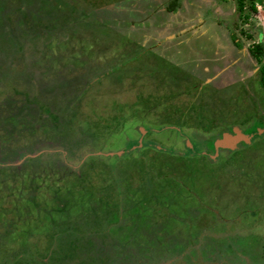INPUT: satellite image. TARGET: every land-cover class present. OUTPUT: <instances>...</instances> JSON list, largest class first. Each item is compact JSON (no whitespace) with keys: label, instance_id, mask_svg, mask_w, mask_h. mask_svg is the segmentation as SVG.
Listing matches in <instances>:
<instances>
[{"label":"rangeland","instance_id":"rangeland-1","mask_svg":"<svg viewBox=\"0 0 264 264\" xmlns=\"http://www.w3.org/2000/svg\"><path fill=\"white\" fill-rule=\"evenodd\" d=\"M241 4L0 0V264H264V0Z\"/></svg>","mask_w":264,"mask_h":264},{"label":"trees","instance_id":"trees-1","mask_svg":"<svg viewBox=\"0 0 264 264\" xmlns=\"http://www.w3.org/2000/svg\"><path fill=\"white\" fill-rule=\"evenodd\" d=\"M241 1L242 0H238V8L242 7ZM250 8L254 9L253 4H250ZM252 54L256 60L260 59L258 51L252 50ZM258 81H259V84L261 85V88L264 92V62L259 66V69H258ZM27 202H31V198H30V200H27Z\"/></svg>","mask_w":264,"mask_h":264},{"label":"flooded vegetation","instance_id":"flooded-vegetation-1","mask_svg":"<svg viewBox=\"0 0 264 264\" xmlns=\"http://www.w3.org/2000/svg\"><path fill=\"white\" fill-rule=\"evenodd\" d=\"M252 50L253 49H251V52H252ZM253 55V54H252ZM255 58V57H254ZM260 58V57H259ZM259 69V68H258ZM259 82V81H258ZM261 86V85H260ZM263 119H264V117H263ZM224 127H225V125L220 129V132L218 133L219 135H218V138L220 139L221 137H223V135H224V133L225 132H227V133H229L230 134V136H232L233 135V137L234 136H236V132H235V130H234V126H232V124L229 126L231 129H233L234 130V132L233 133H230L229 131H228V129H224ZM239 131V133H241V129L240 130H238ZM215 133V132H214ZM217 134V133H216ZM232 134V135H231ZM214 138V137H213ZM241 142V140H238L235 144H233V145H231V146H226V147H219L218 146V149H221V150H223L224 152H227V151H230V150H235V149H237V147H238V144Z\"/></svg>","mask_w":264,"mask_h":264},{"label":"water","instance_id":"water-1","mask_svg":"<svg viewBox=\"0 0 264 264\" xmlns=\"http://www.w3.org/2000/svg\"><path fill=\"white\" fill-rule=\"evenodd\" d=\"M235 132H236V136L233 137L231 141L235 142L236 140L238 141V140H241L242 138H244V135H242L241 133H239V131H235ZM230 138L231 137H228L227 135H223V137L218 140L217 144L222 145L223 144V142H222L223 139L226 140V139H230ZM220 140H221V142H220Z\"/></svg>","mask_w":264,"mask_h":264},{"label":"crops","instance_id":"crops-1","mask_svg":"<svg viewBox=\"0 0 264 264\" xmlns=\"http://www.w3.org/2000/svg\"><path fill=\"white\" fill-rule=\"evenodd\" d=\"M227 135H228V137H231V138L230 139H226V140L223 139L222 140V142H223L222 145L217 144L219 147H221V146L222 147L230 146V145H233V144H235L237 142V140L235 142L231 141L233 137L232 136H229L230 135L229 133ZM216 140L218 142L219 138H217ZM220 142H221V140H220Z\"/></svg>","mask_w":264,"mask_h":264}]
</instances>
